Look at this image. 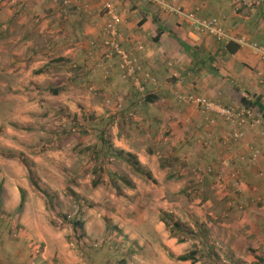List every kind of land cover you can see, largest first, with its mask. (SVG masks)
<instances>
[{
    "label": "rangeland",
    "instance_id": "1",
    "mask_svg": "<svg viewBox=\"0 0 264 264\" xmlns=\"http://www.w3.org/2000/svg\"><path fill=\"white\" fill-rule=\"evenodd\" d=\"M21 1L0 0V34L3 35L0 37V184L3 187L0 192V264H35L32 259L36 258V264H123L120 259L126 264H264V250L252 248L244 239L250 231L245 207H234L235 197L228 184L213 185L200 194L196 191L164 198L155 192L160 189L152 188L153 184H158L156 179L154 183L144 180L114 160L109 166L132 185V179H140L135 183L142 195L134 194L135 190L120 180H117V190L108 184L107 178L91 187L93 178L103 177L98 160L91 158V150L97 141L95 131L105 127V137L113 145L119 127L131 138H139L150 146L151 142H146L147 132H136L138 126L135 123L142 126L139 123L144 121L128 116L129 111L125 116L118 114L128 101H124L122 95H112L105 90L107 87L116 90L120 83L104 76L105 73L94 72L88 82L74 83L75 78L83 76L81 73L88 64L85 60V63H78L72 52L67 51V45L72 41L64 32L70 30L69 19L86 15L84 9L74 12L61 5L60 0L53 4L45 2L43 9L39 0H25L23 10L27 12L16 13L27 18L21 24H8L13 5ZM111 1L119 5L118 0ZM57 3L60 4L58 8ZM54 6L56 13L51 14ZM51 26H55L54 32L48 31L47 27ZM52 41H57L58 46L46 51ZM96 43L87 37L77 41L82 47L101 46L100 42ZM67 58L68 61L63 60ZM111 58L113 60L114 56ZM57 59H62L57 68L50 67L42 74L36 72L42 65ZM106 82L108 85H104ZM47 87H62V91L50 94ZM123 92L130 95L131 107H136L133 90L128 87ZM111 117H115L112 122ZM85 120L91 123H85ZM180 131L155 133L153 143H157L161 159L167 158L177 137L194 135L185 127ZM203 132L201 130L197 137ZM8 152L15 156L20 154L31 162L39 184L55 194V214L46 209L43 198L31 187L27 169L16 157L7 156ZM169 160V163L165 162L166 173H173L178 169L177 161L181 160L175 156H169ZM94 169L97 171L92 173ZM194 171L188 170L179 189L195 184L198 171ZM19 188L26 191V201L17 213ZM171 189L172 186L166 188L167 191ZM123 190H130L131 194ZM119 191L126 196L120 195ZM168 202H177V206L167 205ZM212 202L216 207L208 206ZM169 208L177 209L175 215L185 229L193 231L194 222L204 224L205 231L216 244L217 254H212L211 259L208 255L203 256L195 263L169 257L168 251L177 256L201 249L199 239L173 247L165 244L161 230L157 228L158 210ZM183 209H188L192 216L184 214ZM75 214L84 223L85 237L80 247L70 242V227L59 218V215L72 217ZM4 223L9 227L6 228ZM233 224L237 226L231 228ZM162 230L169 234L166 227ZM231 230L236 237L240 234L236 248L230 243ZM254 250L259 251L254 253Z\"/></svg>",
    "mask_w": 264,
    "mask_h": 264
},
{
    "label": "crops",
    "instance_id": "2",
    "mask_svg": "<svg viewBox=\"0 0 264 264\" xmlns=\"http://www.w3.org/2000/svg\"><path fill=\"white\" fill-rule=\"evenodd\" d=\"M53 1L56 2V0H39V5L44 9L45 2L53 4ZM64 1L60 0L61 5L74 12L79 8L84 9L86 14L84 17L69 19L70 30L64 32L65 36H70L69 40L72 41L70 45H67V51L72 52V56L78 59V63L85 60L88 64L81 73L83 76L75 78L74 83L88 82L91 75L98 71L105 73L104 76L111 78L112 81H119L116 90L109 87L105 90L112 95L124 96L123 100L128 101V104L118 114L125 116L129 111L128 116L132 115L136 119L143 120L144 123H139L142 126L135 123L138 126L136 132L146 131V142H151L149 146L139 138L133 139L118 127L113 146L137 156L144 169L148 170L152 178L158 182L153 184L152 188L160 189V192H155L161 193L164 198L189 195L196 191L200 194V191L205 192L206 189L213 188V185L228 184L235 197L234 207L241 209L245 207L246 224L250 230L244 238L246 243L251 244L252 248L264 250V61L260 55L248 46L234 41L230 43L237 46L233 45L235 50L229 51L225 47L227 43L194 31L184 18L154 3L141 0H118L119 5H117L113 1L122 18L119 26L121 48L135 58L140 71L147 73L155 82V84L150 81L144 82L145 91L139 93L130 81L120 78V69L116 63L118 58L113 55L112 60L105 56L106 48L101 42L105 24L102 11L104 0H100V3L99 0H68L67 3ZM174 2L184 11L193 12L197 17L217 18L222 27L237 39L245 38L249 42L264 45V0H174ZM56 5L58 8L60 4ZM25 6V0L13 5L8 24L24 22L27 17L16 12H24ZM47 10L50 8L47 7ZM56 10L54 6L51 14H55ZM98 22L99 25H97ZM95 26H100V29ZM47 28L51 32L56 29L55 26ZM83 37L95 43L98 40L101 46L94 48L90 45L78 46L77 41ZM206 41H210V44ZM57 46V41H52L51 46L46 47L45 50H53ZM140 46H142L141 49ZM72 56L70 58H73ZM68 59L63 60L68 61ZM61 62L62 59L50 62V66L57 68ZM49 68L46 63L40 67L43 69L42 72L38 73H45ZM178 77L181 81H178ZM128 87L134 92L136 107H131L130 95L123 92ZM175 89L203 96L223 106L251 107L261 112L262 118L254 126L239 125V129L243 132L242 139L226 140V134L232 130L228 123L220 117L207 114L206 116L214 120V123H209L205 114L196 107L178 101L173 93ZM244 97L249 98L254 104L242 103ZM136 108L138 109L134 110ZM184 127L194 132L196 136L177 137L176 144L170 147V151L166 154L167 158L161 159L157 143H153L155 133H178ZM201 130L204 131L203 135L197 137ZM253 152L256 153L255 158H252ZM181 154L187 158L181 157ZM169 156L179 157L181 160L177 161L178 169L173 173H166L165 162H170ZM189 169L198 171L195 184L183 185L179 189ZM231 171L238 173L241 183L239 187L234 185L230 176ZM136 179L138 178L132 179L131 189L135 190L134 194L142 195L138 191L140 189H136L138 187L135 183ZM169 186L173 188L171 191L166 190ZM123 191L128 195L131 194L130 190ZM172 204L170 206H177V202ZM215 204L212 202L208 206L216 207ZM163 210L177 214L175 208ZM183 211L184 214L189 213L192 216L188 209ZM157 221V228L161 230L160 234L165 244L171 247L179 244L175 237L163 232L164 223L159 218ZM195 224L197 223L194 222ZM200 224L202 223L199 221L198 225ZM235 225L230 226L233 228L232 226ZM201 227L205 228V225ZM230 233L233 234L230 236L231 246L236 248L240 234L236 237L232 230ZM259 250H254V253ZM61 258L59 256V260ZM32 260L35 264L38 261L37 258Z\"/></svg>",
    "mask_w": 264,
    "mask_h": 264
},
{
    "label": "built area",
    "instance_id": "3",
    "mask_svg": "<svg viewBox=\"0 0 264 264\" xmlns=\"http://www.w3.org/2000/svg\"><path fill=\"white\" fill-rule=\"evenodd\" d=\"M141 1L154 3L168 12L177 14L179 17L184 18L194 31L200 34L211 36L216 40L225 43L234 41L240 45L248 46L256 51L264 61V45L249 42L245 38L237 39L222 27L217 18L204 19L197 17L193 12L184 11L176 5L174 0ZM64 2L67 3L68 0H65ZM102 11L105 16V24L102 32V45L106 48L105 56L110 58L115 55L118 58L117 64L120 69V77L129 80L139 93H144V82L150 81L152 84H155V82L147 73L141 72L135 58L121 48L119 44V26L122 23V18L115 3L111 0H104L102 2ZM139 48L141 49L142 46ZM178 79V81H181L180 77H178ZM173 93L178 101L196 107L199 111L204 113L205 118H208L209 123H214V120L213 118L206 116L207 114H213L224 119L232 129L226 134V140L237 141L242 139L243 132L239 129V125L249 124L250 126H254L258 124L262 118V113L251 107L242 106L237 108L233 106H223L222 104L211 101L203 96L184 93L177 89H175ZM255 157L256 153L253 152L252 158ZM230 174L231 179L234 181V185L239 187L241 183L238 178V173L236 171H231Z\"/></svg>",
    "mask_w": 264,
    "mask_h": 264
},
{
    "label": "trees",
    "instance_id": "4",
    "mask_svg": "<svg viewBox=\"0 0 264 264\" xmlns=\"http://www.w3.org/2000/svg\"><path fill=\"white\" fill-rule=\"evenodd\" d=\"M0 37H3V35L0 34ZM233 45L237 46L229 42L225 47L229 51H233L235 50L233 48ZM48 65L49 67H51L50 63ZM73 67L76 68L77 64H74ZM42 70L43 69H38L36 72H42ZM47 91L50 94H58L62 91V87H51V88L47 87ZM242 103L246 105L254 104V102H252L249 98H245V97L242 99ZM113 120L114 118L112 117L110 121L112 122ZM85 123L90 124L91 121L89 122V120H85ZM85 126L88 127L87 125ZM95 133L97 136V141L93 145L94 146L92 148L93 151L91 150V158L98 160L99 168L103 172V177L93 178L91 180V187L98 186L100 183L103 182V179L106 178L108 179V184L112 186L115 190L119 189L117 180H120L123 183L127 184L129 187H132V183L129 180H127L126 177H124V175H119L114 169L111 168V166H109L110 164H112L114 160H117L120 163L126 165L131 172L140 176L144 180L151 181L153 183L155 182V180L151 176V173L148 170L144 169V167L141 165L135 154L113 146L110 143V141L106 139L105 127H101L99 130L95 131ZM7 156L11 158L16 157L19 160V162L27 169L28 179L31 187L43 198L46 209L51 214H55L56 213L55 194L50 193L39 184L37 178H35L34 173L31 169L30 166L31 162L29 163L28 161L24 160V158H22V155L20 154L19 156H15L13 155V153L8 152ZM96 171L97 169H94L92 173H95ZM2 189L3 187L0 184V192L2 191ZM119 194L122 196H126V194L121 191H119ZM25 201H26V191L23 188H19V203L16 208L17 213L21 212L25 204ZM77 204L79 208H81V205L78 202ZM1 206H2V200L0 199V207ZM158 212H159L160 221L163 222L165 227L169 230V235L171 237H175L178 243H182L187 240L199 239V242L201 244V249L195 248L177 256L173 255L172 252L168 251L169 257L175 258L176 260L179 261H190L191 263H195L198 260H200V258L203 256L208 255V257L207 256L206 257L208 259L209 258L211 259L212 254L214 255L217 254V247L215 242L211 241V239L208 237L207 232L205 231L204 228L201 227V225L199 226L198 224H195V229L193 231L190 229H185L175 214L170 213L163 209H159ZM59 218L61 219L62 222H66L70 227V235H69L70 242L76 245L77 247H80V244L82 243L85 237L83 221L78 218L77 214L73 215L72 217H68L67 215H59ZM5 225L6 228L9 227L7 223ZM106 227L108 228L107 224ZM204 249H206V251H204ZM119 261L122 262L123 264H126L124 259H120Z\"/></svg>",
    "mask_w": 264,
    "mask_h": 264
}]
</instances>
